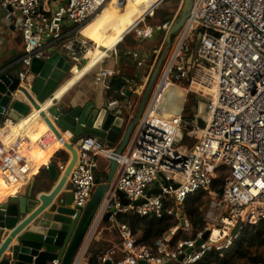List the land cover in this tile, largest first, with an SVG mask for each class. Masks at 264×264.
Listing matches in <instances>:
<instances>
[{
  "label": "built area",
  "instance_id": "2783aa9c",
  "mask_svg": "<svg viewBox=\"0 0 264 264\" xmlns=\"http://www.w3.org/2000/svg\"><path fill=\"white\" fill-rule=\"evenodd\" d=\"M110 1L0 0V24L19 32L23 40V53L8 65H23L15 71L19 80L16 92L30 88L27 80L33 60L50 58L55 47L67 51L72 61L70 76L74 67L82 68L92 47L80 36L82 28ZM165 1L156 0L126 34L132 33L138 42L161 36V44L150 51L136 47L128 52L137 67L145 69L142 74L123 78L124 84L113 89L112 80L119 71L101 63L113 54L118 55L117 46L91 70L97 69L94 83L107 96L102 109L106 115H112L119 138L113 144L94 135L80 138L68 184L73 194L71 208L75 210L72 218L79 219L96 188L99 159H114L118 163L97 218L101 223L109 212L106 223L112 225L119 238L105 253L97 254L99 264H165L166 260L198 264L212 252L223 258L247 227L264 221V0H194L190 17L168 48L167 34L184 0H180L170 20L147 23ZM2 33L0 25V47ZM162 55L159 80L134 126L133 137L117 153L136 115L135 95L142 96ZM3 67L0 64V75L5 72ZM177 89L184 92L182 101L175 93ZM189 94L206 101L201 113L204 127L197 124V111L191 119L185 118ZM16 96L12 93L13 98ZM50 107L41 110L56 125L57 117L48 111ZM11 110V102L0 109V176L18 186V192L6 199L18 197L33 180L35 174L28 154L31 147L35 144L46 149L62 139L42 116L49 130L36 143L24 129L13 132L20 120L10 115ZM166 111L172 114L166 115ZM181 131L183 139L188 131L196 142L192 146L179 144ZM61 133L63 136L64 132ZM60 149L69 152L64 145ZM69 159L59 164L62 173ZM222 176L217 190L215 186ZM153 189L161 191L148 196ZM118 191L130 200L129 204L120 201ZM198 192L208 199L200 228H196L185 210L187 198ZM142 200L145 202L135 204ZM130 213L155 218L167 214L176 225L158 237L153 246H146L139 242L129 224L119 220L120 214ZM46 264H62V259Z\"/></svg>",
  "mask_w": 264,
  "mask_h": 264
},
{
  "label": "water",
  "instance_id": "95a60500",
  "mask_svg": "<svg viewBox=\"0 0 264 264\" xmlns=\"http://www.w3.org/2000/svg\"><path fill=\"white\" fill-rule=\"evenodd\" d=\"M194 0H184L179 16L167 34V48L170 46L171 37L177 33L186 23L191 15ZM164 55L159 59L149 83L143 94V98L138 109L137 117L126 130L117 153H121L128 145L134 126L140 120L151 90L159 75ZM72 61L65 49L53 53L47 59H34L31 72L34 76L30 88H20L19 80L15 71L4 72L0 75V109L1 106L12 103L10 115L15 120H21L33 110L40 111L42 105L49 99L54 106L48 111L59 120L67 122L69 125L62 132L69 131L77 127L70 141H64V146L70 153V159L63 173L60 174L58 182L52 183L59 175L57 165L50 163L48 166L49 178H44L33 184L24 197H13L10 202L0 204V264H46L57 258L62 259V264H79L82 259V251L91 238L95 224L98 221V213L106 194L111 189L118 163L110 159V170L107 179L96 185L87 206L83 209L79 219L72 218L75 210L71 208L73 194L69 191L68 176L73 169L77 157L79 139L86 135L101 137L113 144L119 138V128L112 125V115H107L101 128L93 127L91 118L83 116L81 107L69 109L58 107L59 101L55 93L64 83V80L71 74ZM16 93V98L12 97ZM206 103L199 102L196 110L197 124L204 127L201 113L205 110ZM40 115L53 129L55 134L62 138V133L46 112L41 110ZM88 118V119H87ZM183 136L179 133V139ZM162 177L164 175L160 173ZM167 185V184H166ZM160 189H153L148 193L159 194ZM118 196L123 204H129L123 192L118 191ZM145 200L135 202L136 205L144 203ZM110 216L106 212L102 217L103 222H107ZM208 236L205 233L204 238ZM83 248V250H81ZM182 260V257L179 261ZM105 264H114L106 261ZM140 264H146L141 261ZM165 264H177V262L165 261Z\"/></svg>",
  "mask_w": 264,
  "mask_h": 264
},
{
  "label": "crops",
  "instance_id": "0c3cea01",
  "mask_svg": "<svg viewBox=\"0 0 264 264\" xmlns=\"http://www.w3.org/2000/svg\"><path fill=\"white\" fill-rule=\"evenodd\" d=\"M0 25L3 29V33H2L3 44L0 47V64H2L4 66L3 68H5V70H4L5 72L16 71V70L19 71V70H21V68H18L17 66L21 63H18V64L14 65L10 68L8 67L9 64H11L18 56H20L23 53V46L20 48L19 43L16 39V35L19 32L6 27L4 25V23H1ZM126 27H127V25L123 24L121 26V29H124ZM82 34L87 36L89 39L96 38L95 37L96 36L95 26L93 25V28L92 27L89 28L88 25L85 26L82 29ZM124 36H125V34H124ZM123 37L118 41V43L114 46V48H116V46H118L122 42ZM145 44H146V42L143 41L142 43H140L138 45V48L143 50V51L144 50L150 51V50H152L158 46V45L157 46L154 45L153 47H146ZM127 48L128 49L125 50V54L128 56L127 58H125V57L122 58L119 55V50H117V52H118L117 56L113 54L111 57L104 60L101 63V65L105 66V67L116 68L119 71V73L117 75H121L122 78H134L135 76L133 75V69L135 67L134 66L135 62L131 59L130 55H128V52L130 50H132L134 47L133 48L127 47ZM60 49H61L60 46L55 47L53 53L59 51ZM94 52H98V49H95ZM109 54H107L106 56H108ZM91 57L92 58L87 59L86 64H84L82 68H77V67L73 68L72 75L68 79L66 78L67 81L56 92L55 96H56V98L59 99V101L57 103L58 107L69 108V109L81 107L82 110H84L83 116L86 117L89 115L88 118L89 119L91 118V121L93 124L92 126L101 128V126L103 125L105 118L107 116L106 113L104 112V110L102 109L105 102H106L107 96H106L105 92L102 90V88L96 86L94 83L95 73H96L97 69H95L93 71H91V70L96 66L97 58L94 56H91ZM103 58H101V60ZM138 73H139V71H138ZM33 78H34V76L31 72V74L29 75L28 80H27L28 86L31 85ZM146 87H145V89H146ZM145 89L143 91V94L145 92ZM143 94L141 97H138L137 95H135V100L137 102V109H139L138 107H140V104H141V101L143 98ZM178 97H179L180 101H182L183 97H184V93L178 94ZM50 101L52 102V100H50ZM175 104H177V103H175ZM47 105H49V104L43 105L42 108H46ZM100 111L104 112L105 115L102 116L100 114ZM34 112H36L35 118H33L29 122H27V120L32 116V114H33L32 113L25 120V122H23L21 124H16L13 127L16 130V132H18V130L24 129V130L28 131V135L30 137V132L28 130L29 125L33 120H36L39 117V111L34 110ZM136 113H138V112L136 111ZM169 114L170 115L172 114L171 111H169L167 113V115H169ZM40 122L41 123L43 122V127H44L43 133L46 134L49 130V127L46 124V122L44 121V119L41 118ZM59 129L61 130V128H59ZM35 133L39 134L40 136H41V134H43V133H41V131L39 132L38 130ZM184 139H185V137H184ZM38 140H39V137L33 143H36ZM35 146H37V145H35ZM34 149H35L34 146H32L29 151L31 152ZM59 153H62V154H59ZM65 157H66V152H61L60 149L56 150L51 155L49 163H55L57 165V168H58L60 163L65 162L64 161ZM106 160H108L110 162V160L108 158H100L99 159L98 168L102 166V168H101L102 173H101V176L96 174V183L97 184L104 182V180L107 179V176L109 174L110 164L107 165ZM46 164L47 163H43L39 166V168L40 167L41 168L40 169L38 168L37 173L34 172L35 175L33 177V180L31 181V184L26 189L21 190L18 197L26 196L33 184L37 183L41 179L50 177L49 176V170L46 167ZM58 172H59V175L57 176L55 181L52 183L51 187H53L59 180L60 174L62 173L59 170V168H58ZM68 187H69V184H68ZM11 200H12V198L6 199L5 201L3 200L2 202L3 203L10 202ZM112 228H113L112 225H109V224L107 225L106 222L100 223L99 221H97V223L95 224L94 232L92 234V238L88 242V244L85 246L86 249L84 251V255L82 256L81 262L79 264H89V260L92 256H94V255L97 256V254L105 253L108 250V248L111 247L112 243L118 241L119 237L115 238L114 240L112 239L115 237V234H116V231H112ZM106 232H109L110 235H107ZM107 242L110 244L108 245Z\"/></svg>",
  "mask_w": 264,
  "mask_h": 264
},
{
  "label": "trees",
  "instance_id": "16d2710c",
  "mask_svg": "<svg viewBox=\"0 0 264 264\" xmlns=\"http://www.w3.org/2000/svg\"><path fill=\"white\" fill-rule=\"evenodd\" d=\"M174 13L168 11L164 12L161 15L162 22L170 20ZM178 33L179 31L175 33L176 37ZM133 37L132 34L126 36L122 41V45L129 48L134 47L137 40ZM175 39L173 40L172 35L171 43H173ZM122 45L119 44L118 46L119 55L122 58H127L128 56L125 54V48ZM122 84H124L123 78L121 75H116L112 80L113 89L121 87ZM197 106L198 100L193 95H190L189 101L186 102L185 107V113H189L188 117L185 114L186 119H191L194 116ZM188 131L185 132V139L186 137L192 138L188 134ZM60 151L66 152L64 161H67L69 159L68 152L65 149H60ZM223 179L224 177L222 176L215 186L217 190H219L218 185L222 183ZM202 195L201 192H198L189 196L185 202V210L196 228H200L204 224L203 212L207 205L205 203L203 207L204 203L200 201ZM119 220L129 224L134 233L138 234L139 242L146 246H153L158 237L163 235L169 228L176 225V222L167 214L161 218L144 217L136 213L120 214ZM262 248H264V221L256 226L247 227L237 243L227 252L226 257L221 258L218 253L212 252L198 264H257L264 261V255L259 252ZM89 264H99L96 255L90 258Z\"/></svg>",
  "mask_w": 264,
  "mask_h": 264
},
{
  "label": "bare ground",
  "instance_id": "6f19581e",
  "mask_svg": "<svg viewBox=\"0 0 264 264\" xmlns=\"http://www.w3.org/2000/svg\"><path fill=\"white\" fill-rule=\"evenodd\" d=\"M155 1L156 0H111L101 10V12H99L91 21H89L85 25L87 26L92 24L95 26L96 38L89 39L87 36L82 34V31L80 33V36L83 39L88 40L89 42L92 43V47L88 49L85 58L89 59L92 58L91 56H94L97 58V63H98L99 60H101V58L109 54L111 50H114L113 48L118 43V41L124 36V34L126 35L138 23V21L145 15V13L150 8L153 7ZM123 24H126L127 27L121 29V26ZM95 49H98V52H94ZM66 81L67 80H65V82ZM61 86L59 87V89L61 88ZM175 93L182 94L184 92L182 90L177 89ZM50 100L51 99L47 100L43 104V105L49 104L47 105L46 108L50 107L53 104ZM32 113H30L27 117L21 119L17 124H21L25 122V120L31 114L32 116L27 120V122L35 118L36 112L33 111ZM41 118L42 117L39 113L38 119L33 120L29 125L28 130L30 132V139L32 140V142H35V140L38 137L40 139L45 134L43 133L44 131L43 122L42 123L40 122ZM77 129H78L77 127H74L69 131H65L63 133L61 140H55L46 149H43L40 146L33 145L35 149L31 152L29 151L28 153L32 159V169H31L32 174H34V172L37 173L38 168L41 164L48 163L54 151L62 148L64 145V141L70 140ZM37 130L39 132L41 131V133L43 134H41V136L39 134H36L35 132H37ZM13 132H16L14 128H13ZM17 192H18V186L7 183V181H5L0 176V202L5 200L7 196L11 194H16Z\"/></svg>",
  "mask_w": 264,
  "mask_h": 264
},
{
  "label": "rangeland",
  "instance_id": "374dc122",
  "mask_svg": "<svg viewBox=\"0 0 264 264\" xmlns=\"http://www.w3.org/2000/svg\"><path fill=\"white\" fill-rule=\"evenodd\" d=\"M179 2H180V0H167V1H165L157 10H156V12H155V14H154V16L153 17H151V18H148V20H147V23L148 24H151V25H155L157 22H161L162 21V18H161V15L164 13V12H172V13H174L176 10H177V8H178V5H179ZM88 27L89 28H93V25H88ZM183 30V29H182ZM182 30H181V32H182ZM132 34V33H131ZM133 35V34H132ZM126 36H128V35H126ZM134 36V35H133ZM135 37V36H134ZM133 37V38H134ZM175 37H176V35L174 34L173 35V40L175 39ZM16 39H17V41H18V43H19V47L21 48L22 46H23V40H22V35L20 34V33H18L17 35H16ZM146 42V47H153L154 45H160L161 44V42H162V39H161V36H159V38L158 37H156V39H154V40H147V41H145ZM140 43H142V42H138L137 41V43H136V45L134 46V48L135 47H138V45L140 44ZM121 45L123 44L122 42L120 43ZM119 46V45H118ZM118 46H117V50H119V48H118ZM124 48H125V50H127L128 48L127 47H125V45H122ZM133 48V47H132ZM169 51H171V49L169 50ZM170 53V52H169ZM85 64V61L83 62V65ZM134 69H133V75L136 77V74L138 73V71H139V73L138 74H142L143 73V71L145 70L144 68H141V67H137V65H136V63H134ZM18 68H23V65L22 64H19L18 66H17ZM155 69V68H154ZM154 71V70H153ZM70 76V75H69ZM158 80H159V75H158V77H157V79H156V81H155V84L158 82ZM155 84H154V86H153V88H152V90H151V93H150V95H149V98H150V96L152 95V92H153V90H154V87H155ZM190 95H193L196 99H199V102L200 101H204L205 103H206V101H205V99H203V98H200L199 96H197V95H195V94H189L188 95V99H187V102L189 101V96ZM148 98V99H149ZM199 102H198V106H197V108H196V110L199 108ZM139 108V107H138ZM137 112H138V109H137ZM167 112V111H166ZM166 112H164L166 115H167V113ZM100 114L102 115V116H104L105 115V113L104 112H101L100 111ZM137 114V113H136ZM186 114V113H185ZM186 116L188 117L189 116V113H187L186 114ZM136 117H137V115L135 116V118H134V120L136 119ZM56 125H57V127H59V128H61V129H66L67 127H68V123L67 122H65V121H63V120H59V121H57L56 122ZM135 129H136V127H134V129H133V131H132V134H131V136H130V139L133 137V133H134V131H135ZM182 133H184L183 131H182ZM178 142H179V144H181V143H183V144H186V145H188V146H192L195 142H196V139L195 138H189V137H186V139H183V137H180V139L178 140ZM127 147V146H126ZM125 147V148H126ZM59 154H62V153H59ZM68 156L70 157V153L68 152ZM106 162H107V165L108 164H110V162L108 161V160H106ZM101 168H102V166L101 167H99V168H97L96 170H95V174H98L99 176H101V173H102V170H101ZM106 180V179H105ZM104 180V181H105ZM207 200L208 199H206L205 198V196H203L202 195V197H201V199H200V201H202L204 204H203V207L205 206V203L207 202ZM108 225V224H107ZM110 225V224H109ZM106 234L107 235H110V233L109 232H106ZM112 235V234H111ZM109 237V236H108ZM115 238H118V234L116 233L115 234V237L114 238H112L113 240L115 239ZM107 244L109 245L110 243H108L107 242ZM261 254H263L264 255V248H262L260 251H259ZM227 256V253L225 254V256L224 257H226ZM223 257V258H224Z\"/></svg>",
  "mask_w": 264,
  "mask_h": 264
}]
</instances>
